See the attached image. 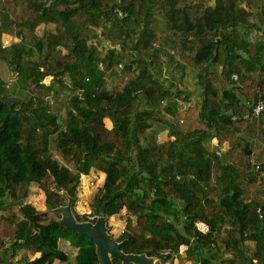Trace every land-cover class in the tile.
Here are the masks:
<instances>
[{"label": "trees", "instance_id": "trees-1", "mask_svg": "<svg viewBox=\"0 0 264 264\" xmlns=\"http://www.w3.org/2000/svg\"><path fill=\"white\" fill-rule=\"evenodd\" d=\"M182 1L0 0V64L21 79L11 93L0 88V211L24 200L31 183L46 194L44 210L24 204L22 220L0 215V264H13L7 240L10 249L41 253L16 264H98L95 243L52 212L70 198L77 220H90L74 207L81 176L93 168L106 174L93 221L126 208L125 252L168 261L186 245L192 264H264V111L252 114L264 99V38L250 37L251 29L264 35V0ZM41 24L55 30L38 34ZM6 36L15 39L5 45ZM168 45L199 72L194 128L176 120L190 91L162 78L176 63ZM63 90L72 93L51 140L76 171L50 143L23 144L26 124L29 138L38 126L30 115L53 125L49 131L58 127L45 110ZM11 96L22 101L8 103ZM155 120L171 125L167 139H158ZM61 237L79 248L74 261Z\"/></svg>", "mask_w": 264, "mask_h": 264}, {"label": "rangeland", "instance_id": "rangeland-1", "mask_svg": "<svg viewBox=\"0 0 264 264\" xmlns=\"http://www.w3.org/2000/svg\"><path fill=\"white\" fill-rule=\"evenodd\" d=\"M204 1L205 0H183L182 4L183 5L184 4H188V5L192 4V5L196 6L198 4L204 3ZM215 2H216V0H208L209 4H215ZM161 24H163V23H161ZM47 28L55 30V25L54 24H48V25L41 24L37 29L38 34H43L44 30H46ZM250 37H253V39H256V38L259 39V38H264V35L261 32V30L251 29L250 30ZM102 46H103L102 47L103 51L106 52V50L108 48V45L106 44V42L103 43ZM106 79H107V83L110 85L112 83V79H110V78H106ZM50 81H51L50 77L46 79L47 83H49ZM20 82H21V79L19 78L18 74L16 72H14L10 68V66H8L5 63L0 64V88L3 87L4 85H7V88L9 90V92L11 93L13 90V86L16 83L21 84ZM189 83L186 85L183 83V85L187 89H189L190 86L193 87V90L191 89L192 90L191 96L193 98L192 102L196 105L197 109H195L191 115L184 113V114H181L180 116L177 117L176 120L178 122H180L178 124L180 125V127H183V128H186L188 126V124H190L191 122L192 123L190 124V128H194V126L200 125L198 122V115H197L198 112L196 110H198L199 108L201 109V107L198 108V105H202V99H203V95L201 93L202 84L198 79L195 80L194 82H189ZM17 87H19V85H17ZM71 93H72L71 91L63 90L62 93L60 95H58L57 97H55L53 95L50 96V100H49V106L50 107L48 110H46V112L55 116L54 121L56 122L55 124H58V127L55 130L49 131V128L52 129L51 126H53V125H51V124L48 125L47 121H40V122L38 121L39 124H38V122L36 123V124H38V126L36 128L34 138H36V136H37L38 140L40 139L39 140L40 142H38L40 144L50 143L52 146V149H53L54 157L59 159V161L61 163L67 164L70 168H72L74 171H76V164H74L73 162H67L65 158H63L60 154H58V151L56 148V143H55V141L51 140L52 134L55 133L57 130H59V128H61L63 126V117L66 115V108L68 106L69 97H70ZM183 106L185 107L186 104L183 103ZM36 112L40 113V111H36ZM180 119L184 120V121L181 122ZM105 122L108 126H112L111 120L106 118ZM27 127H28V123L26 124L24 136H26V134L28 132V131H26L28 129ZM152 129L154 131L160 133L161 131L166 132L169 129V127L167 124L160 123L159 121L155 120ZM42 130H44L43 133H42ZM45 130H47V131H45ZM158 139H159V137H158ZM207 143L210 144L209 142H207ZM224 147L226 148V145ZM222 152H224V150H222ZM100 171L101 170H99L97 168H93L89 174L81 176L80 184H79L78 191H77V201H76V204L74 207L78 212L81 211V214H89L91 216L96 215L93 212L95 194H96V192H98L99 188L102 187L103 176H104L102 173H100ZM31 193H33L31 195V198H30V196L28 198L26 197L25 201H30L35 206L40 207V205H42L44 202L43 201V195L41 196V193L38 190H33V191H31ZM123 212H125L124 209H123ZM127 216H129V213L126 209V212L122 213L120 216L121 218L119 219L122 224H126ZM124 217L126 218V222H125ZM132 218H134V217H132ZM113 221H114L113 218H111V217L108 218V223L110 224L109 225V232L112 235H114V233H116L114 231V225L111 224V223H113ZM117 222H118V220H117ZM124 230H126V226L121 225V228L119 230L120 234H125ZM118 236H115V237H118ZM248 244H250V246L253 247L254 242H249ZM183 249H185V245H184ZM186 249L183 250V252H180V254H186ZM12 262H13V264H16V262H14V261H12ZM18 262H22V261H18Z\"/></svg>", "mask_w": 264, "mask_h": 264}, {"label": "crops", "instance_id": "crops-1", "mask_svg": "<svg viewBox=\"0 0 264 264\" xmlns=\"http://www.w3.org/2000/svg\"><path fill=\"white\" fill-rule=\"evenodd\" d=\"M252 39H253V37H252ZM166 49L171 54H174V58L173 59H174V61L176 63L174 65V67L171 69L170 75H167V73L165 72L163 74L162 78H165V77L167 78L169 76L170 77L174 76L175 77V79H174L175 82L179 83V81H180L182 84L184 83L185 85L188 84L189 82H194L197 79L199 80L198 69H196L195 66H193V65L185 63L184 60L181 59V57H180V55L178 53V48L174 49L170 45H168L166 47ZM235 76H237V75H235ZM170 77H169V79L172 80ZM191 89L193 90V87L190 86L189 89H188L190 91V94H191V91H192ZM201 93H202V90H201ZM192 99H193L192 96H190V99L188 101H183L182 99H180L179 104H180V107H181V112L179 113L178 116H180L181 114H184V113L191 115L194 112V110L197 109L196 105L192 102ZM183 103L186 104L185 107L183 106ZM199 107H201V105H198V108ZM199 109L196 110V111L199 112ZM36 110L37 111H41L39 109H36ZM45 112H46V110H45ZM180 121L182 122L183 120L180 119ZM37 122H38V120H37ZM38 124H39V122H38ZM38 124H35V125H38ZM34 126H32V123H31V127H34ZM168 127H169V129L166 131L167 133L165 131H163V132L161 131L160 132V134L162 135V138H160V141L164 140V139H167L169 137L171 125L168 124ZM26 131H28V129ZM26 136L28 137L27 134H26ZM34 137H35V134H33L30 138L28 137V139L25 138V136H24L23 144L25 145L27 140H29V142L31 143L32 146H34V147H39V145L41 146L42 144L38 143L39 141L37 142V139H38L37 136H36V138H34ZM44 144H46V143H44ZM100 173H102L104 175L103 176V182H104L106 174H105L104 171H100ZM33 190H38V191H40L41 196L43 195V201L44 202H43L42 205H40V207L35 206L30 201H25L26 199L23 200V202H24L23 204H21L20 202H18L17 204H12L10 200L9 201L7 200L6 203H5V208L0 211V215L1 214H6V215L10 216L11 218H14L15 220L18 221V220L24 219V214L22 213V209H21V206H23L24 204H31V205L35 206L36 208H38L39 210L46 209V203H45L46 194H45L44 190L41 189L36 183H31L30 184V192L28 193L27 198L29 196L31 198V195L33 194V193H31V191H33ZM123 209L126 212V208H123ZM123 209L121 210L120 213H116V214H114L112 216H109V217L114 219L113 223H111V224L114 225V231L116 232V233H114V235L115 236L119 235L118 237H115L113 235L114 238H116L117 240H123L125 238L124 234H120V232H119V230L121 228V225L122 226H124V225L126 226V224H122L121 221L119 220L121 218L120 217L121 214L125 213V212H123ZM79 213L81 214V211ZM99 215H97V217ZM109 217H107V221H108ZM124 219H125V222H126V218L125 217H124ZM117 220H118V222H117ZM109 225L110 224L108 223V226ZM10 245H11V241L7 240L6 248L8 249L9 262H12V261H14V262H18V261H22V262L32 261V260H34L35 258H37V257H39L41 255L40 252H35L34 253V252H32L30 250H27L25 248H17L15 250H13V249L9 248ZM58 245H59V248L62 251H64L66 254H68L70 261H74L75 260L76 256L78 255V252H79V248L78 247L72 245L70 240H68L66 238H63V237H61L59 239ZM186 248H188V247L186 246ZM158 259L162 263H165V264H192L191 260L186 259V254H176L172 259H170L168 261H163L160 258H155V260H158ZM53 264H68V261H62L60 259H55Z\"/></svg>", "mask_w": 264, "mask_h": 264}, {"label": "water", "instance_id": "water-1", "mask_svg": "<svg viewBox=\"0 0 264 264\" xmlns=\"http://www.w3.org/2000/svg\"><path fill=\"white\" fill-rule=\"evenodd\" d=\"M208 65H206V68ZM205 80V76H204ZM13 101H22L21 97L11 96L7 99L8 103ZM32 126L37 122L34 115H30ZM137 172H140L138 168ZM146 173V172H145ZM23 204V200L19 201ZM61 214L60 222L69 229H72L80 234L86 235L96 245L98 255V264H114L113 259H120L123 264L130 262L134 264H165L157 257L148 256L146 253H127L124 251L126 239L117 240L109 232L107 216L102 212L95 221H78L72 207L71 199L66 205L59 206L52 210Z\"/></svg>", "mask_w": 264, "mask_h": 264}, {"label": "built area", "instance_id": "built-area-1", "mask_svg": "<svg viewBox=\"0 0 264 264\" xmlns=\"http://www.w3.org/2000/svg\"><path fill=\"white\" fill-rule=\"evenodd\" d=\"M115 11L117 12V14H118L120 17H124V16L127 15L126 13H124V12H123L122 10H120L119 8H116ZM13 38H14V37H4V44H5V45L10 44V43H11L10 41H12ZM14 39H15V38H14ZM17 39H18V38H16V40H17ZM6 43H7V44H6ZM235 78H237V76H235ZM263 111H264V99H263V98H260V99L255 103V105L253 106L252 114H253L254 116H258V115H260L261 113H263ZM157 136L159 137V139L162 138V135H161L160 133H158ZM220 153H221V152H220ZM83 175H84V174H83ZM88 215H89V214H88ZM88 217H89V219L92 220V221L95 219V216H94V215H93V216L89 215ZM197 226H198L199 229H201V230L204 231V232L208 231V229H209L208 225L205 224L204 222H197ZM124 231H125V230H124ZM183 247H184V245L181 246V248H180V252H183V250L186 249V246H185V249H183ZM163 253H164V254H170V253H171V250H170V249L163 250ZM255 264H258V261H257V260L255 261Z\"/></svg>", "mask_w": 264, "mask_h": 264}]
</instances>
